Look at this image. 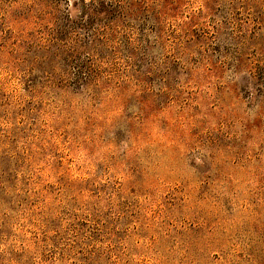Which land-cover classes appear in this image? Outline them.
<instances>
[{
  "label": "rangeland",
  "instance_id": "374dc122",
  "mask_svg": "<svg viewBox=\"0 0 264 264\" xmlns=\"http://www.w3.org/2000/svg\"><path fill=\"white\" fill-rule=\"evenodd\" d=\"M94 2L0 0V264H264V0Z\"/></svg>",
  "mask_w": 264,
  "mask_h": 264
},
{
  "label": "trees",
  "instance_id": "16d2710c",
  "mask_svg": "<svg viewBox=\"0 0 264 264\" xmlns=\"http://www.w3.org/2000/svg\"><path fill=\"white\" fill-rule=\"evenodd\" d=\"M100 1H101V0H95V2H94V3H96V2L98 3V2H100ZM83 3H84V2H83Z\"/></svg>",
  "mask_w": 264,
  "mask_h": 264
}]
</instances>
